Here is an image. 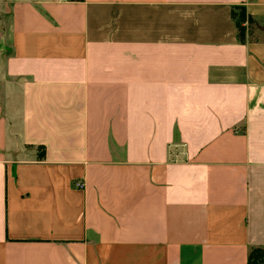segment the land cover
Listing matches in <instances>:
<instances>
[{
  "label": "crops",
  "instance_id": "obj_1",
  "mask_svg": "<svg viewBox=\"0 0 264 264\" xmlns=\"http://www.w3.org/2000/svg\"><path fill=\"white\" fill-rule=\"evenodd\" d=\"M256 247L264 0H0V264Z\"/></svg>",
  "mask_w": 264,
  "mask_h": 264
},
{
  "label": "trees",
  "instance_id": "obj_2",
  "mask_svg": "<svg viewBox=\"0 0 264 264\" xmlns=\"http://www.w3.org/2000/svg\"><path fill=\"white\" fill-rule=\"evenodd\" d=\"M233 17L236 19L241 38L244 39L245 28L242 24L246 19L245 12L243 10L240 12H233ZM248 264H264V249L261 247L253 248L249 254Z\"/></svg>",
  "mask_w": 264,
  "mask_h": 264
},
{
  "label": "built area",
  "instance_id": "obj_3",
  "mask_svg": "<svg viewBox=\"0 0 264 264\" xmlns=\"http://www.w3.org/2000/svg\"><path fill=\"white\" fill-rule=\"evenodd\" d=\"M77 186L82 187L83 184H82L81 182H78V183H77Z\"/></svg>",
  "mask_w": 264,
  "mask_h": 264
}]
</instances>
